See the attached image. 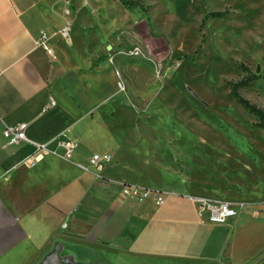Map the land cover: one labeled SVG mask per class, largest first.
I'll use <instances>...</instances> for the list:
<instances>
[{"label":"crops","instance_id":"obj_1","mask_svg":"<svg viewBox=\"0 0 264 264\" xmlns=\"http://www.w3.org/2000/svg\"><path fill=\"white\" fill-rule=\"evenodd\" d=\"M65 1L0 0V264H264V203L190 190L174 167L141 161L145 122L119 93L113 46L76 36L88 23L71 26ZM42 33L52 56L36 46ZM21 123L29 142L9 146L4 128ZM68 141L77 148L65 160ZM94 155L108 159L100 174ZM122 185L165 204L128 198ZM200 200L238 214L213 224Z\"/></svg>","mask_w":264,"mask_h":264},{"label":"rangeland","instance_id":"obj_2","mask_svg":"<svg viewBox=\"0 0 264 264\" xmlns=\"http://www.w3.org/2000/svg\"><path fill=\"white\" fill-rule=\"evenodd\" d=\"M65 2L71 26L88 23L76 36L113 46L119 93L145 122L141 161L264 203V129L230 95L247 79L239 94L264 109V0Z\"/></svg>","mask_w":264,"mask_h":264},{"label":"built area","instance_id":"obj_3","mask_svg":"<svg viewBox=\"0 0 264 264\" xmlns=\"http://www.w3.org/2000/svg\"><path fill=\"white\" fill-rule=\"evenodd\" d=\"M84 1L85 3L88 2V0H84ZM70 32H71L70 24H67L61 31L62 38L64 40H68L70 37ZM47 41H48V37L42 33L41 38L38 41H36V46L43 47L45 51L48 53V55L52 56V51L47 45ZM117 76L120 80L119 89L121 91H125V85L122 76L119 72H117ZM54 105L55 102H52L50 104V106H54ZM28 127L29 125L25 123H21L14 127L6 126L4 128L3 135L8 142V145L15 146L23 142H29L27 138ZM60 146L65 151V154L63 155V158L65 160H69L77 148V144L72 141L61 143ZM38 148L39 150L45 149V147H38ZM107 161H108L107 158H102L99 155H94L91 160V169L95 172V174L97 173L100 174L104 170V164L107 163ZM121 191L123 195H125L128 198H134L140 201L153 198L157 206H163L165 204L164 195L157 191H150L132 185H122ZM199 207L201 214L207 213L209 216V221L213 224H218V225L227 223L230 219L236 217L238 214L236 207L234 205L224 201L211 202L206 200H200ZM66 227L67 226L64 225V228Z\"/></svg>","mask_w":264,"mask_h":264},{"label":"trees","instance_id":"obj_4","mask_svg":"<svg viewBox=\"0 0 264 264\" xmlns=\"http://www.w3.org/2000/svg\"><path fill=\"white\" fill-rule=\"evenodd\" d=\"M123 1V0H121ZM214 16H221L216 14ZM251 81L247 79H243L241 83L235 84L231 86V97L241 105L249 114L253 115L258 121V127L264 129V109L251 103L249 100L243 98L239 94V88L242 86H247Z\"/></svg>","mask_w":264,"mask_h":264},{"label":"water","instance_id":"obj_5","mask_svg":"<svg viewBox=\"0 0 264 264\" xmlns=\"http://www.w3.org/2000/svg\"><path fill=\"white\" fill-rule=\"evenodd\" d=\"M58 252H59V250H58V248H56V250L54 251V253L52 254V256L49 259L53 260V259L58 258Z\"/></svg>","mask_w":264,"mask_h":264}]
</instances>
